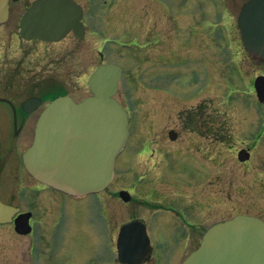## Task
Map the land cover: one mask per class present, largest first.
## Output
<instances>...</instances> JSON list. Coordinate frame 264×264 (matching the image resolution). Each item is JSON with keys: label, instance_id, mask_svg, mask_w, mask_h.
Returning <instances> with one entry per match:
<instances>
[{"label": "rangeland", "instance_id": "1", "mask_svg": "<svg viewBox=\"0 0 264 264\" xmlns=\"http://www.w3.org/2000/svg\"><path fill=\"white\" fill-rule=\"evenodd\" d=\"M245 1L127 0L124 3L133 29L138 30L134 33L137 37L145 31L140 27L143 28L148 20L155 17L157 20L154 24L162 27L159 29L160 32L163 30L161 36H164L172 25L186 31L189 25L190 29L195 30V33H192L194 46L190 49L194 54V67L196 72L214 88L212 105L216 110L211 113V132L214 138L209 142L196 134L190 135L183 131L180 139L170 144L165 141L166 131L168 128L177 129L178 122L174 116L166 122L165 117H159L152 108L149 117L152 116V119L162 126L155 125L150 135H145L144 123L147 117L145 119L141 114L143 110L140 107L144 104L142 93L149 86L151 95L157 96L159 88L164 83H176L166 77V72L171 68L170 65L155 61L154 68L157 71L160 70L163 76L154 77L149 84L142 79L145 71L139 74L136 80L132 79V76L122 77L121 89L126 84L133 86L131 94L132 105L135 106L134 109L136 108L135 132L125 154L117 162L115 182L109 185L98 199L90 197L82 203L71 204L70 201L56 194L30 191L31 186H38L29 183L30 180L21 170L20 164L17 184L11 182L6 175L7 168L3 171L2 175L6 176L8 181L0 183L1 200L10 204H19L22 213H25L23 212L25 210L33 213V230L27 236L16 235L10 224L0 225V257L4 264H99L96 261L97 252H100L102 244L107 240L109 228L117 232L123 223L131 220H147L153 210L163 207L157 203L187 210L190 221H203L197 223V228L206 227L207 229L214 222L228 220L237 215L252 216L264 221V105L259 109L250 108L249 106L252 105L246 92L248 89L252 91V81L262 72L264 64L249 59L238 41L236 19ZM116 4L119 5L120 2ZM145 11H147L146 15H144ZM219 14L225 17L228 34H224L225 36L216 34V29L212 25L213 33L210 36L207 35L202 23L199 24L200 20L211 18L214 22L218 20ZM18 20L14 16L1 24L0 43L3 46H5L6 37L11 38V42L14 40L20 42L16 39ZM190 22L195 23V26L193 27ZM12 27H15L16 33L10 35L8 33L12 31ZM182 36L183 34H180V37ZM226 37L230 43V50L233 53L235 49L240 51L233 55L230 63L236 69L240 64L242 65L243 89L246 94L244 102L240 99V102L235 101L237 97L232 96L234 90L242 87L232 78L223 54L225 45L218 40V38ZM73 44L76 48L69 58L70 63L64 64L59 53L63 48H74ZM164 44L165 47L161 50L166 57L168 53H171L172 44L171 41L166 40ZM25 45L31 47V55L28 59L37 61L38 56L42 55L43 45L38 47ZM107 47L106 45L102 49L103 60H116L121 50L117 48L109 56L106 54ZM185 51H187L186 48L182 51L178 50L179 55H183ZM52 55L56 58L49 57ZM96 58H98L97 53L88 41L79 44L75 42L65 44L64 41L47 45V59L56 62L49 66L52 73L47 76V98L59 94L53 90L58 86L64 88V91L60 88L62 93H69L75 100L88 94L86 79L100 61ZM37 62L45 65L44 61ZM36 65L34 69L36 73H46L43 65L38 63ZM171 99L168 106L175 111L186 109L192 104V101L187 102L183 95L181 98L171 97ZM152 102L153 99L151 104ZM156 105L157 103L152 104L154 108H157ZM223 121H226V125L221 131ZM219 136L225 137L223 144L219 143L218 139L214 140ZM32 137V130L23 131L17 141L31 142ZM143 144L145 153L138 156L136 151ZM185 147L187 150L184 152ZM242 147L250 148L251 158L241 164L236 159V153ZM166 161L171 163L166 164ZM2 166L0 162V170ZM126 188L130 189L134 195L130 204L123 205L116 192ZM101 202L110 208L112 217L110 227L104 216L97 215L99 212L103 215ZM47 219L57 220L50 226ZM200 223L203 224L200 225ZM152 233L163 241L161 231L155 230ZM178 238L177 242L171 239L163 242L165 252L172 247L176 248L181 255L179 261L181 264L199 247L201 238H198L196 242L190 241L187 235L178 236ZM52 246L56 249L51 248ZM166 260L164 257L162 262L165 263Z\"/></svg>", "mask_w": 264, "mask_h": 264}, {"label": "flooded vegetation", "instance_id": "2", "mask_svg": "<svg viewBox=\"0 0 264 264\" xmlns=\"http://www.w3.org/2000/svg\"><path fill=\"white\" fill-rule=\"evenodd\" d=\"M37 0H9L8 3V17H16L20 20V17L27 10L30 4ZM74 2L80 8V17L79 23L80 26L77 28L76 32L73 29H70L66 35L57 42H47V36L45 40H24L21 38L19 33V20L17 26V34L16 42L15 40L11 42V38L6 37L5 46L0 43V150L2 154L0 155V162H2V167L0 170V183L1 181H8L6 176H3V171L7 168L8 171L6 175L11 179V182H15L17 184L18 181V173H19V164L21 170L25 173L26 177L30 180L29 183L36 184L29 188L30 191H40L44 194H56L61 197H64L70 203H82L90 197L99 198V195L102 194L106 189L102 192L92 195L75 198L70 197L55 190H52L36 180H34L25 170L22 162V155L24 151L29 147L30 141L25 143H19L17 140L23 131H34L37 128V122L41 118L43 112L47 109L48 104L55 98L66 96L71 98L73 101H80L83 98L90 95V91L85 96H82L79 100H75L73 96L69 95V93H62L61 89L64 91V88L61 86L59 88H53L55 93H59L56 96H52L47 98V76L52 72L49 69V66L52 65L53 62L51 59H47V45H55L65 41L66 43L76 44L88 41L91 44L93 50L96 51L97 57L96 59H100V61L96 64L93 71L100 65L107 64H118L121 67V74L118 79L117 91L115 94L116 100L122 106V108L126 111L127 114V127L129 130V143L131 142L133 133L135 132V124H136V111L132 105V94L131 91L133 86L130 84H126L122 89L120 87V80L122 77L132 76L131 78L136 80L139 78V74L145 71L142 79L149 84V82L153 78L158 76L162 77L163 74L161 71H157L154 68L153 63L155 61L162 62L163 65H170V70L166 73V77L170 78V80L176 83H164L162 87L159 88V93L157 96H152V92H150L149 86L146 87L145 91L142 93V97L144 99L143 106L141 105V112L144 115L146 122L145 135H150L151 131L154 129L155 125L157 126L160 123L155 122L152 119V116L149 117L151 108L159 117H165V121L171 120L174 116V119L177 120L179 127L177 129L168 128L166 131V140L170 144L176 143L182 132L185 131L190 135H198L200 138L208 140L211 142L214 136L211 132V113L213 110H216L212 105V93L213 86L211 83H207L204 77H202L198 72H196L194 67L195 59L194 54H192L191 47L194 46L192 33H195L194 29H190L189 25L187 27V31L185 29L179 28L174 25L171 26L170 30L163 34L159 31L162 29L159 25H155V19H150L146 22L143 28L144 32H141L139 37L135 36V32L137 29H133L132 22L129 20V15L127 11H125L124 3L127 0H70ZM111 2V3H110ZM116 2H120L119 5ZM214 7H218V5H213ZM127 10V9H126ZM144 12V15H146ZM218 20L212 21L211 18L200 20L199 24L202 23V27L208 33L207 35H211L212 25L215 27L216 34L218 35H227V25L225 24V17L223 15H218ZM159 22V21H158ZM213 22V24H212ZM192 26H195V23L190 22ZM236 27H237V19H236ZM1 28V25H0ZM15 27H12V31L8 34H15ZM47 31V27H46ZM118 33V35H117ZM239 33V31H238ZM180 34H183L180 37ZM224 35V36H225ZM237 35V34H236ZM0 37V41H1ZM142 40V41H140ZM171 41V53L168 55L163 54L162 48L165 47L164 42ZM224 43L223 46V54L226 60V64L228 69L230 70L231 76L233 79L238 81V84L242 88H237L233 91V97H237L235 101L240 102V100H245L246 94H244V83H243V72L242 65L240 64L238 69H236L232 63H230L233 55L239 53V49H235L234 53L230 50L229 41L226 38H218ZM238 41L242 45V49L244 54H246L249 59H254L258 63H263V60L254 58L250 56L244 49L243 43L241 41V36L238 34ZM28 45H34V47H38L39 45H43L42 55L38 56L37 61H44L43 65L41 62H37L36 60L28 59V56L31 55V47ZM23 45V47H21ZM107 55L111 56L115 49H120L121 52L118 53V58L114 61H104L102 49L105 46ZM74 47V44L72 45ZM168 47V45H167ZM74 48H63L60 51V56L64 64L70 63V57L73 55ZM187 49L183 55H179L178 50ZM65 49V50H64ZM111 53H110V51ZM191 51V53L189 52ZM153 56V57H150ZM50 58H56L55 55L49 56ZM102 57V60H101ZM247 57V58H248ZM165 58V59H164ZM170 58V59H169ZM164 59V61H163ZM168 60V62H165ZM35 61V62H34ZM36 63L39 65H43L46 69L45 74L36 73L34 69L36 68ZM162 66V64H161ZM142 70V71H141ZM263 73V74H262ZM90 75V74H89ZM88 75V76H89ZM165 75V74H164ZM264 76V68L262 72L259 74ZM175 76V77H174ZM256 77V76H255ZM254 77V78H255ZM88 78V77H87ZM232 79V80H233ZM87 81V79H86ZM137 82V81H136ZM253 84V81H252ZM87 86V84H86ZM229 90V89H228ZM228 92V91H227ZM248 92V100L250 101L252 106L250 108L259 109V107L263 106L260 104L256 98L255 92L252 89L247 90ZM184 96L187 102L192 101L190 107L186 109H181L179 111H175L172 107L168 106V103L171 102V97L173 99L181 98ZM151 99H153V103H157L154 108L151 104ZM240 99V100H239ZM246 102V101H245ZM248 104V103H247ZM248 108V110H250ZM172 109V111H171ZM139 110V108H138ZM174 112V113H173ZM209 114V115H207ZM224 119V118H223ZM226 121L222 122V128L224 127ZM162 125L160 124V127ZM222 134H224L222 132ZM29 135V133L27 134ZM33 138V137H32ZM225 137L219 136L214 140H219V143L223 144V139ZM4 140H6L4 142ZM129 143L127 148L129 147ZM145 144V143H144ZM139 148L136 152L138 156H142L145 153V145ZM168 144V145H170ZM127 150V149H126ZM125 150V151H126ZM179 150V149H178ZM187 148H184V152ZM122 153V152H121ZM120 153V154H121ZM125 154V152L123 153ZM122 154V155H123ZM182 154V153H181ZM121 155V156H122ZM244 155L246 159L244 161H240L238 159L239 156ZM187 156V155H186ZM195 157V156H194ZM120 157L115 160V165ZM251 158V151L249 147H242L237 150L236 159L239 163H245L249 161ZM197 159V158H196ZM170 162L166 161V164H170ZM208 177V176H207ZM116 172H114V178L111 184L115 182ZM110 184V185H111ZM124 191L125 197H128V201L123 202L119 197V192ZM117 197L122 202L123 205H128L132 201V196L134 193L126 188L119 189L116 192ZM136 196V195H135ZM85 199V200H84ZM1 200V198H0ZM84 200V201H82ZM4 202L3 200H1ZM6 203V202H4ZM14 208L18 209L17 213L13 216V220L10 223L12 230L14 231V219L15 217L22 213L20 211L19 204H10L6 203ZM163 207H160L156 210H153L150 214V217L143 221L139 220H131L127 223H123L118 228L117 232H114L113 228H111L112 217L109 206L103 205L101 202V212L97 215L99 217L104 216L109 224V231L107 233V240L100 249V252H97L96 261L99 264H120L117 257V236L120 230L127 224L130 223H138L139 228L142 229L144 237H141L140 232L137 229H133L132 236L136 239L145 240L147 242L145 252L148 254L142 260V264H179L181 255L178 253L175 247H172L168 251L165 252L164 242L171 239L173 242L179 241L178 236H188V239L192 242H196L198 238H201L203 232L206 227L197 228L198 222H203L202 220H189V212L185 209H180L176 206H164L161 203H157ZM25 213L30 212L31 217L29 218V224L31 226V232L33 230V222L32 216L33 213L31 211H23ZM94 219L96 217L94 216ZM57 219H47V222L50 223L51 226ZM206 222V220L204 221ZM203 223H200V225ZM5 225V224H2ZM99 228V221L97 222ZM161 231L163 233V241L155 236L153 231ZM30 232V233H31ZM55 235V231H53ZM18 235V234H16ZM21 236V235H18ZM27 236V235H25ZM51 248L56 249L55 246ZM50 250V249H47ZM130 255H133L132 251L127 252ZM137 254V253H136ZM164 257L167 259L165 263H163ZM156 262V263H155ZM0 264H4L0 257Z\"/></svg>", "mask_w": 264, "mask_h": 264}, {"label": "water", "instance_id": "3", "mask_svg": "<svg viewBox=\"0 0 264 264\" xmlns=\"http://www.w3.org/2000/svg\"><path fill=\"white\" fill-rule=\"evenodd\" d=\"M7 3L0 0V24L7 18ZM79 17L80 8L70 0H37L22 15L19 33L26 40H45L47 35V41H58L80 25ZM237 26L245 50L264 59V0L245 2ZM118 76L115 65L98 66L87 80L89 97L78 103L59 97L47 106L22 156L35 180L72 195L98 192L111 181L113 159L127 136L126 113L113 97ZM254 89L262 102L264 77L255 78ZM238 159L244 161L246 156ZM17 210L0 201V224L11 222ZM29 216L19 214L14 219L18 234L30 232ZM128 228L121 230L119 241ZM117 249H122L120 242ZM181 264H264V223L244 215L214 223Z\"/></svg>", "mask_w": 264, "mask_h": 264}, {"label": "bare ground", "instance_id": "4", "mask_svg": "<svg viewBox=\"0 0 264 264\" xmlns=\"http://www.w3.org/2000/svg\"><path fill=\"white\" fill-rule=\"evenodd\" d=\"M129 139H130V136L128 137V139H127V142H126V145H125V147L123 148V150H122V153L121 154H119L118 155V157H121V155L125 152V150L127 149V146H128V143H129ZM117 157V158H118ZM117 158H116V160H117ZM88 197H86L85 199H87ZM84 199V200H85ZM84 200H82V201H84ZM156 263V262H155Z\"/></svg>", "mask_w": 264, "mask_h": 264}]
</instances>
